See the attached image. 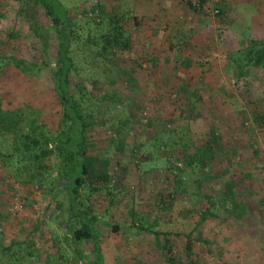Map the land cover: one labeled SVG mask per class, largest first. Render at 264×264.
I'll list each match as a JSON object with an SVG mask.
<instances>
[{
	"label": "rangeland",
	"instance_id": "374dc122",
	"mask_svg": "<svg viewBox=\"0 0 264 264\" xmlns=\"http://www.w3.org/2000/svg\"><path fill=\"white\" fill-rule=\"evenodd\" d=\"M61 1L82 35L73 46L72 87L109 97L90 110L104 124L87 137L91 164L109 175L110 190L91 199L98 215L123 227L158 218L179 264H264V72L251 69L238 79L230 58L250 38L264 39V0ZM115 13L124 18L132 48L118 51L113 62H95L89 35L104 33ZM34 39L18 5L0 0V57L55 65ZM1 73L0 110L18 114L22 129L37 117L58 132L62 107L49 71L23 74L9 66ZM4 132L0 125V264H82L46 192L56 172H45L41 185L40 176L31 180L34 166L4 160L11 143ZM206 147L211 157L203 166ZM230 183L236 200L247 204L236 222L225 220L222 204ZM207 210L215 216L203 221ZM190 236L195 245L187 257ZM101 246L106 264H167L155 237L135 228L104 229Z\"/></svg>",
	"mask_w": 264,
	"mask_h": 264
},
{
	"label": "trees",
	"instance_id": "16d2710c",
	"mask_svg": "<svg viewBox=\"0 0 264 264\" xmlns=\"http://www.w3.org/2000/svg\"><path fill=\"white\" fill-rule=\"evenodd\" d=\"M12 1L18 5L19 18L28 23L36 44L42 46L46 56L54 57L55 65H52L49 60L41 64L37 61L29 63L8 55L0 57L3 63L0 76L3 67L9 66H13L23 74L32 71H49L53 82V92L62 107V118L60 130L52 133L37 117L29 121L27 129H22L20 127L22 119L18 114L8 115L0 110V125L4 133L10 136L11 141V143L8 142V153H1L3 159H15L26 166H34L38 170L32 175L31 180L34 181L40 176L41 185L45 172L52 169L56 172V177L46 192L51 197V203L56 204L59 215L55 220L59 222L65 242L73 249L75 257L82 264H106L101 246L104 229H110L114 233H131L134 228L138 234L144 232L155 237L167 264L182 263L183 261L176 257L167 234L157 229L159 228L158 218L149 226L139 224L123 227L102 219L95 211L91 202L92 196L110 188L108 187L109 175L106 172H97L90 162L92 157L87 140L88 134L98 124H104V122L95 121L90 110L96 109L100 101L107 100L109 97L104 96L98 99L92 97L85 86L72 87L70 78L76 72L73 46L80 42L82 35L77 20L71 17L61 0ZM97 7L99 11H105L104 7L99 5ZM217 11V15L222 16V11ZM92 17L94 19L97 15L94 14ZM123 21L124 18L119 14H110L105 32L99 37L89 35L88 43L95 49L93 53L95 62L104 64L107 61L113 62L118 51L131 50V36L127 34ZM6 36L11 39L14 35L9 33L5 34ZM53 43L55 48H52ZM230 58L236 68L238 79L244 80L249 77L251 69H260L264 72V39L250 38L246 47L235 52ZM204 150L206 156L202 155L199 160L203 166L207 158L211 157V148L206 147ZM225 202H230L231 208L227 209L224 206ZM222 204L225 212L229 214L225 217L226 221L236 222L248 213L247 204L236 200L232 183L227 184ZM209 216H215V214L207 210L203 213L202 220H207ZM85 244H89L91 253V259L88 261L82 252ZM194 245L193 238L188 237L187 257ZM10 250L4 249V252Z\"/></svg>",
	"mask_w": 264,
	"mask_h": 264
},
{
	"label": "built area",
	"instance_id": "2783aa9c",
	"mask_svg": "<svg viewBox=\"0 0 264 264\" xmlns=\"http://www.w3.org/2000/svg\"><path fill=\"white\" fill-rule=\"evenodd\" d=\"M218 13V11H216V14Z\"/></svg>",
	"mask_w": 264,
	"mask_h": 264
}]
</instances>
